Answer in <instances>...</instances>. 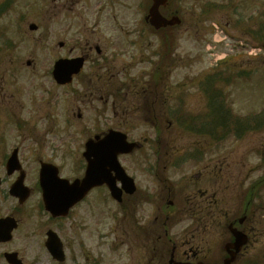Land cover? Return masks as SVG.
<instances>
[{
	"label": "flooded vegetation",
	"instance_id": "obj_1",
	"mask_svg": "<svg viewBox=\"0 0 264 264\" xmlns=\"http://www.w3.org/2000/svg\"><path fill=\"white\" fill-rule=\"evenodd\" d=\"M139 1L0 0V21L5 26L0 29L2 50H15L13 38L18 35L20 44L28 37L34 42L33 35L42 30L46 40L55 38V48H47L55 52L51 69L43 71L49 83L44 93L49 100L36 109V125L32 114L30 124L14 119L16 136L10 148L17 151L14 172L6 170L9 152L0 153V196L8 197L10 188L21 178L19 190L28 195L21 203L10 198L11 208L0 214V220L9 217L17 224L11 240L0 242V264H43V257L49 264H102V255L89 249V244L102 251L108 235L113 239L110 251L116 256L112 260L118 264H222L234 252L228 245L234 240L228 227L252 238L249 203L233 213L226 198L233 190H218L212 98L206 93L189 98L174 93L167 67L153 69L154 31L146 21L152 0ZM183 3L179 0L176 9L168 3L161 13L172 15L175 10L184 19L187 12ZM16 5L18 12H12ZM212 5L209 13L199 9L203 17L211 18L221 11L217 0ZM32 6L36 7L34 16L29 13ZM131 18L134 21L126 22ZM74 59L82 60V69L69 84L57 85L51 78L55 63ZM24 66L36 72V62L27 60ZM56 90L69 98L63 101L67 109L53 120L58 109L56 102L52 103ZM6 96H12V87ZM74 107L77 122L83 120L82 108L96 110V117L88 119V128H83L84 138L75 147L73 159L65 154L76 126ZM5 109L2 111L9 117V108ZM57 130L62 132L57 135ZM109 131L121 133L132 144L130 153L116 157L120 165L117 171L106 169L102 175L113 181L115 196L104 184L83 194L85 146ZM45 147L52 148V156L41 151ZM243 167L246 170V162ZM222 175L227 180L231 177L227 170ZM56 187H65V191H54L68 192L69 209L62 216L48 213L43 203V193ZM245 191L248 197V188ZM106 217L112 218L107 234ZM249 243L232 264H239ZM60 251L62 263L57 261Z\"/></svg>",
	"mask_w": 264,
	"mask_h": 264
},
{
	"label": "rangeland",
	"instance_id": "obj_2",
	"mask_svg": "<svg viewBox=\"0 0 264 264\" xmlns=\"http://www.w3.org/2000/svg\"><path fill=\"white\" fill-rule=\"evenodd\" d=\"M211 1L213 0H184L182 5L187 14H184V23L179 29V33H173L172 35L166 33L161 37V39L165 40L164 48L168 51L169 86L174 93L179 92L185 98H189L193 94L196 95L199 80L215 71L217 75L222 76V80H229L227 83L216 84L215 86L216 89L222 92L224 103L233 114L244 118L264 108V52L262 50H253V46H262L264 36H259V41L261 42L259 46L257 44L258 37L249 36L245 32L246 25L252 26V22L246 23L248 22L246 17L248 15L250 17L256 16V11L263 13L261 26H264V0H233L234 6L237 8L236 12H238L236 16L231 12L229 14L228 11L222 10L217 15L205 19L199 9L206 2ZM223 1L226 0H217L221 4H224ZM12 12H18L17 5ZM29 13L34 16L36 7L32 6V12ZM119 17L121 20L124 19L123 12L119 14ZM239 19L243 20L239 22V25H236V21ZM132 20L134 21V18L126 22H131ZM136 20L138 22L139 18ZM2 24L3 20L0 21V29L5 27ZM121 24L124 25L126 23L121 21ZM213 25L219 27L223 34L220 31H213ZM43 32L42 30L33 35L35 38L34 42L30 40L31 37H28L23 44L19 42V35L14 37L13 41L16 49L10 52L0 48V109H5L7 106L10 113L9 117L4 112L0 113V130L2 128L3 131L5 130V133L2 131L0 135V153L9 152L11 145L15 142L14 119H18L21 123L26 121L30 124L29 114H32L31 116L36 125L38 121V117L35 114L36 109L42 107V103L49 100L48 94L44 93L49 88V83L44 79L42 72L48 67L52 55L55 54L54 50L49 51L47 49L55 48V38L46 40L43 37ZM216 36L220 38V42L214 41ZM47 42H49V45ZM157 46V39L153 37V50ZM59 54L56 53V55ZM6 55L9 57H6ZM27 60L31 61V63L32 61L36 62V72L31 73L25 68L24 64ZM152 60H154L153 57ZM219 61H221V65L218 63L216 67L215 63ZM179 86L182 87L178 91L176 88H179ZM11 87L12 96L8 97L6 95L10 94ZM55 94L56 100L54 99L52 103L56 102L58 109L52 116L53 120H57L56 115L59 117L60 113H63L61 112L62 109H67L63 101L69 98L59 94L58 90H56ZM8 101L11 103H8ZM75 101V98H73L74 103ZM86 103H88L87 100ZM95 112L96 110L94 109L92 111L86 108L85 110L81 109L83 120L81 122L74 120L73 124L76 126L71 138L72 145L68 148L70 150L65 154L64 149H60L65 156L75 158V147L84 138L83 128H88V119L91 121L93 116L96 117ZM73 113L74 118H76L77 111H75V107L73 108ZM9 119L8 124L5 123L3 127V123ZM60 132L62 130H57L55 133L58 135ZM232 135L234 133H229L227 139L216 143L215 153L218 162L217 186L218 190H233L229 193L232 198L226 194V198L233 206V213L237 212L246 201L251 202V214L253 215V220L251 221L252 242L239 264H264V181L260 182L259 188L261 190L256 199L251 201L244 195L245 190L252 185L254 190L258 187L254 183L259 175L256 173V169L260 168L256 165L258 162L256 157L257 152L264 147V140L262 139L264 132L246 134L242 139H236ZM66 140L67 138H63L62 141ZM48 141H52V139H48ZM50 149L52 148L45 147L41 151L46 156H52L53 150ZM60 151L56 154L59 155ZM70 152L73 153L69 155ZM222 162L226 164L220 166ZM243 162H246V170L243 167ZM225 170L231 173V177H227L228 180L222 175ZM12 204L10 200L0 196V214L6 213ZM257 207L258 209H256ZM228 212L223 211L222 214H227ZM111 219V217H106L105 219L106 234L108 221ZM112 240V236L108 235V240H105L102 251L101 248L97 249L96 244H89V249L102 255V264H118L112 260V258H116L114 251L113 253L110 251V246H113ZM41 261L43 264H49L44 257Z\"/></svg>",
	"mask_w": 264,
	"mask_h": 264
},
{
	"label": "water",
	"instance_id": "obj_3",
	"mask_svg": "<svg viewBox=\"0 0 264 264\" xmlns=\"http://www.w3.org/2000/svg\"><path fill=\"white\" fill-rule=\"evenodd\" d=\"M165 2L166 0H153L154 5L153 8L150 10V17H151V22L156 29L161 27H166L167 25H174L179 23L177 20H172L171 22H167L165 19L160 17V15L158 14V7L164 5ZM78 67L79 66H77L76 64L72 71H74V73L77 72ZM230 262L231 260L227 261L226 263H230Z\"/></svg>",
	"mask_w": 264,
	"mask_h": 264
}]
</instances>
